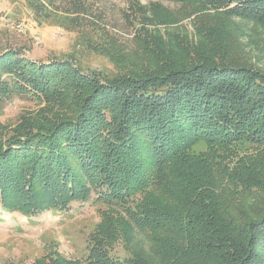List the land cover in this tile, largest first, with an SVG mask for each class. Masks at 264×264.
<instances>
[{
	"label": "trees",
	"instance_id": "16d2710c",
	"mask_svg": "<svg viewBox=\"0 0 264 264\" xmlns=\"http://www.w3.org/2000/svg\"><path fill=\"white\" fill-rule=\"evenodd\" d=\"M169 1L179 9L151 3L129 47L80 0H27L111 74L74 52L0 51V110L15 95L36 102L0 122V204L32 216L96 192L105 206L83 260L32 264H264V0ZM119 239L124 259L110 254Z\"/></svg>",
	"mask_w": 264,
	"mask_h": 264
},
{
	"label": "rangeland",
	"instance_id": "374dc122",
	"mask_svg": "<svg viewBox=\"0 0 264 264\" xmlns=\"http://www.w3.org/2000/svg\"><path fill=\"white\" fill-rule=\"evenodd\" d=\"M59 0H57L58 2ZM90 21H94L121 43L133 47L132 39L142 21L151 15V3H159L177 11L179 5L167 0H80ZM61 7L66 6L63 1ZM69 4L67 5V7ZM182 24L190 27V18ZM249 32V31H248ZM262 46L260 65H264V29H257ZM76 33L57 24L38 23L27 6V0H0V51L8 47L21 48L23 55L37 61L68 58L75 53L76 62L85 70H101L111 74L113 64L92 50L74 46ZM246 41V40H245ZM248 41V40H247ZM260 53V52H259ZM29 96L15 95L0 110V122L14 124L21 112L35 108ZM204 148L202 143L197 150ZM92 192L88 200L72 201L64 210H46L32 216L5 209L0 204V264H32L39 257L61 255L66 259L83 260L88 254V237L100 220L99 209ZM110 254L124 259L128 251L121 239Z\"/></svg>",
	"mask_w": 264,
	"mask_h": 264
}]
</instances>
